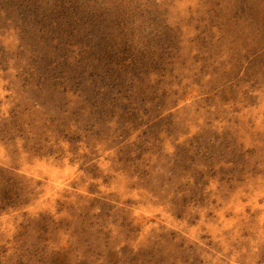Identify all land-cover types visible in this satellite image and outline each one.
Masks as SVG:
<instances>
[{"label":"rangeland","instance_id":"1","mask_svg":"<svg viewBox=\"0 0 264 264\" xmlns=\"http://www.w3.org/2000/svg\"><path fill=\"white\" fill-rule=\"evenodd\" d=\"M0 264H264V0H0Z\"/></svg>","mask_w":264,"mask_h":264}]
</instances>
